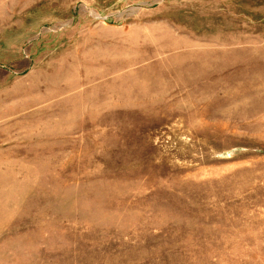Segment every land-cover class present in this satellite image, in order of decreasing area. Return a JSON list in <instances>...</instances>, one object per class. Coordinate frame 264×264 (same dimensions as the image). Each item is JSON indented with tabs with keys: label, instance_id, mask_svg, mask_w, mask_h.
Returning a JSON list of instances; mask_svg holds the SVG:
<instances>
[{
	"label": "rangeland",
	"instance_id": "obj_1",
	"mask_svg": "<svg viewBox=\"0 0 264 264\" xmlns=\"http://www.w3.org/2000/svg\"><path fill=\"white\" fill-rule=\"evenodd\" d=\"M0 264H264V0H0Z\"/></svg>",
	"mask_w": 264,
	"mask_h": 264
}]
</instances>
